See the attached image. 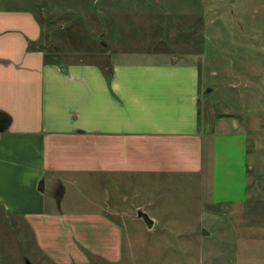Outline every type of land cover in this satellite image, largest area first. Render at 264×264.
<instances>
[{
	"label": "crops",
	"instance_id": "crops-1",
	"mask_svg": "<svg viewBox=\"0 0 264 264\" xmlns=\"http://www.w3.org/2000/svg\"><path fill=\"white\" fill-rule=\"evenodd\" d=\"M38 6H0V217L25 219L34 232L47 233L37 241L41 248L62 263L72 254L83 263L76 251L52 249L58 214L68 225L97 223L102 235L108 221L125 214L116 194L126 182L195 176L208 180L213 205L247 197L244 134L234 120L206 130L199 65L183 59L59 63L54 55L65 43L54 37V51L49 42L61 15L50 10L46 17ZM226 144L233 147L230 166L223 164ZM85 184L93 188L95 211L81 207ZM235 187L237 193L229 191ZM49 198L54 207L48 209ZM113 235L110 249L97 236L91 252L118 259L120 232Z\"/></svg>",
	"mask_w": 264,
	"mask_h": 264
},
{
	"label": "rangeland",
	"instance_id": "rangeland-1",
	"mask_svg": "<svg viewBox=\"0 0 264 264\" xmlns=\"http://www.w3.org/2000/svg\"><path fill=\"white\" fill-rule=\"evenodd\" d=\"M35 4L46 9V17L50 10L61 15L58 35L51 33L49 42L54 51V37L65 43L54 55L59 63L183 59L199 65L206 130L214 132L221 119L234 120L244 134L248 195L213 205L207 202L208 180L200 177L126 182L116 194L124 198L118 209L125 214L108 221L102 235L97 223L68 225L58 214L52 249L62 255L76 251L83 263L75 254L62 263L63 257L37 243L47 233L34 232L25 219L3 216L0 264H264V0H0L2 7ZM232 150L225 145L223 164L235 160ZM92 189L80 187L78 196L88 201L84 210H97ZM50 199L48 209L54 207ZM139 211L153 222L150 229ZM113 230L120 232L119 258L91 252L97 236L110 249Z\"/></svg>",
	"mask_w": 264,
	"mask_h": 264
},
{
	"label": "water",
	"instance_id": "water-1",
	"mask_svg": "<svg viewBox=\"0 0 264 264\" xmlns=\"http://www.w3.org/2000/svg\"><path fill=\"white\" fill-rule=\"evenodd\" d=\"M138 217L144 222V224L146 225L148 229L152 227L153 222L150 220V218L145 213L139 212ZM27 264H30V263L27 262Z\"/></svg>",
	"mask_w": 264,
	"mask_h": 264
},
{
	"label": "trees",
	"instance_id": "trees-1",
	"mask_svg": "<svg viewBox=\"0 0 264 264\" xmlns=\"http://www.w3.org/2000/svg\"><path fill=\"white\" fill-rule=\"evenodd\" d=\"M106 76L109 77V73L108 72L106 73Z\"/></svg>",
	"mask_w": 264,
	"mask_h": 264
}]
</instances>
